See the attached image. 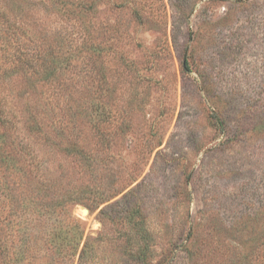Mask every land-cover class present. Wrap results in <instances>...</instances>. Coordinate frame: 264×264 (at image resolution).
I'll return each instance as SVG.
<instances>
[{
  "label": "rangeland",
  "instance_id": "1",
  "mask_svg": "<svg viewBox=\"0 0 264 264\" xmlns=\"http://www.w3.org/2000/svg\"><path fill=\"white\" fill-rule=\"evenodd\" d=\"M12 1L15 17L6 0L0 12L34 34L89 46L92 23L104 47L58 86L17 69L0 79L19 128L39 109L45 129L65 128L31 136V176L0 188V241L26 248L21 264H264V0H94L95 13L64 16L49 0ZM28 193L42 207L30 218ZM63 198L84 228L79 249L89 237L81 260L50 241L72 224L56 217Z\"/></svg>",
  "mask_w": 264,
  "mask_h": 264
},
{
  "label": "trees",
  "instance_id": "2",
  "mask_svg": "<svg viewBox=\"0 0 264 264\" xmlns=\"http://www.w3.org/2000/svg\"><path fill=\"white\" fill-rule=\"evenodd\" d=\"M6 2L10 14H14L15 17L16 13L21 10L20 4L18 2L14 3L12 0H6ZM49 2L53 6V13L57 15L60 13L61 16L69 12L67 7L73 8V10L77 12L89 11L91 14L95 13L96 10V3L94 0H77L75 5L74 3L69 1L64 2L63 0H49ZM67 4L69 6H67ZM8 15V9H4L0 12V22H6V27L0 30V39L2 41L0 54L6 57V52L9 51V49L14 48V51L12 56L7 59L10 61L9 66L0 69V79L9 78L10 72L17 69L20 70L26 78L29 77L28 74L35 75L44 84H56L58 86L61 80L60 75L70 70L69 66L74 60L76 62H81V60L85 62L88 57L93 58L103 55L104 47L95 41L96 37L93 34V31H95L98 35L99 30L92 23L90 24L92 28V35L90 33L89 38L90 45L88 44L89 46H87L86 43L83 42L85 37H82V43L80 42L79 45L72 48L74 40L71 39L69 35H60L59 32L56 31V36L53 37H49L46 33L40 36L34 34L33 31L25 25L16 24L13 19L11 22L10 18L7 17ZM21 36L26 39V42H23L24 45L22 46L26 49H20L19 46H14V44H12V37L15 38L17 44H20V42H22ZM49 38H55L57 41L51 42ZM89 51L90 54L86 53ZM8 102V97L0 92V168L1 166L3 167L2 171H0V188L3 187L7 189L5 193L8 194V191H10V194H12L11 190L12 192L16 191L15 189H17V187L15 186L20 185V181L17 182L16 185H12L9 180L11 176L14 175L20 178L31 176L29 171L32 162L35 160V158L31 156L32 148L29 143L31 136H39L42 131L46 133L53 130L57 135L63 136L65 128L63 126L55 128L56 126L52 122L49 124L52 129H45L43 125L39 124L40 122L37 123L36 118L40 116L41 109L35 111L29 110L25 115L24 127L19 128L18 122L20 123V116L18 115V119ZM18 110L20 109L18 108ZM76 113L78 114L77 111ZM82 116L83 118H88V113L85 111ZM103 118L104 114L100 110L99 112L97 111L96 121L101 122ZM19 129L21 131L23 130L24 134L21 139L17 140L16 133L19 132ZM70 134L71 137H73L71 131ZM69 143L70 147L67 146L68 153H74V155L80 156L79 158L85 162L87 157L84 146L78 141H71ZM28 194L29 197L27 200L23 201L22 205H20V211L23 215L30 218L34 213L39 214L42 212V207L40 202L31 196V193ZM107 199L106 197L104 199L102 197L101 201ZM73 203L74 201L70 198L57 200L56 217L58 221H63V219L67 217L72 224L69 228L64 229L60 223L59 228L62 229L60 231L53 230L50 233V241L52 246L55 247L56 254L67 261L76 255L78 250L79 259L81 260L85 256L89 243L88 237L79 249L80 243L84 238V228L81 226L80 220L70 213ZM68 210L71 217H69ZM100 212L103 214V209ZM43 214L46 213L43 212ZM134 224L135 223H133V225ZM7 244V241H0V264H21L26 254V248L20 249L23 251L16 252L11 249L12 246L9 247Z\"/></svg>",
  "mask_w": 264,
  "mask_h": 264
},
{
  "label": "water",
  "instance_id": "3",
  "mask_svg": "<svg viewBox=\"0 0 264 264\" xmlns=\"http://www.w3.org/2000/svg\"><path fill=\"white\" fill-rule=\"evenodd\" d=\"M86 210V209H85ZM86 212H87V210H86Z\"/></svg>",
  "mask_w": 264,
  "mask_h": 264
}]
</instances>
